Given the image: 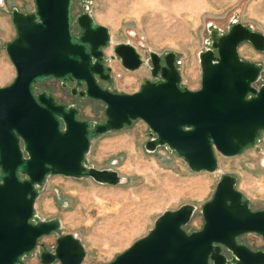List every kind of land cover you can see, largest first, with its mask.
Instances as JSON below:
<instances>
[{"label":"water","instance_id":"water-1","mask_svg":"<svg viewBox=\"0 0 264 264\" xmlns=\"http://www.w3.org/2000/svg\"><path fill=\"white\" fill-rule=\"evenodd\" d=\"M74 0H34L31 13L12 11L16 36L5 51L15 69L13 81L0 87V264H24L39 247L40 264H81L85 250L78 238L63 233L58 219L40 220L35 200L49 175L81 178L116 185L112 169L86 166L91 140L120 130L140 119L149 127L146 147L167 146L193 171L213 172L217 156L240 154L253 146L264 131V73L262 65L243 60L238 45L249 42L264 50V35L241 24L218 37L214 50L200 55V86L181 85L173 54L150 51L145 59L130 43L114 45L108 27L88 12L76 17ZM129 71L146 65L154 79L136 91L118 93L101 87L109 79L113 59ZM51 78L62 85L74 82L72 94L105 104L104 121L78 118V108L59 102L35 85ZM91 124V126H90ZM194 206L184 204L164 211L150 232L105 264H222L218 247L228 248L234 264H264V248L254 251L238 243L253 233L264 239V208L253 210L235 187V177L224 174L213 196L203 204V225L187 232ZM54 235L48 248L43 236Z\"/></svg>","mask_w":264,"mask_h":264},{"label":"rangeland","instance_id":"rangeland-1","mask_svg":"<svg viewBox=\"0 0 264 264\" xmlns=\"http://www.w3.org/2000/svg\"><path fill=\"white\" fill-rule=\"evenodd\" d=\"M34 9V0H0V87L15 77L5 51L6 43L16 36L12 11L31 13ZM83 12L108 27L110 42L103 49L106 58L119 43L132 44L145 59L150 51L160 56L173 54L181 85L190 89L200 86L201 53L215 51L213 42L234 24L264 35V0H74V33L79 31L76 17ZM237 50L241 59L264 69V50H256L249 42L240 43ZM109 65L110 81L103 85L114 92L130 93L146 79H154L146 65L129 71L116 58ZM263 81L264 73L258 84ZM35 89L46 90L57 101L76 106L79 119L104 121V103L67 95L57 79L38 83ZM149 139L148 125L137 119L91 140L86 166L115 170L120 176L116 185L99 183L89 176L49 175L39 190L34 204L36 215L40 220L58 219L63 233L80 240L85 250L81 264L112 261L146 236L164 211L184 204L195 208L184 229L188 233L199 230L203 225L201 208L212 198L224 174L235 177V187L248 199L251 209L264 208V131L253 146L240 154L225 157L217 153V169L213 172L191 170L167 146L148 149ZM240 240L254 248H264V239L257 234H243ZM41 241L50 249L55 236H43ZM38 255L39 247L30 257L22 258L24 264H40Z\"/></svg>","mask_w":264,"mask_h":264},{"label":"flooded vegetation","instance_id":"flooded-vegetation-1","mask_svg":"<svg viewBox=\"0 0 264 264\" xmlns=\"http://www.w3.org/2000/svg\"><path fill=\"white\" fill-rule=\"evenodd\" d=\"M106 65H109V63H106ZM110 74H111V72H110ZM96 79H97V82H98V84L101 86V87H103V88H105V86L103 85V83H105V82H107V81H109V79H99L98 78V76H96ZM74 86V82H69V83H67L65 86L64 85H62L61 84V90H66L67 91V95H70V96H72V97H81V98H88V97H85V96H81L80 94H79V90L77 91V93L76 94H72V87ZM88 99H91V98H88ZM63 102V101H62ZM79 116V115H78ZM79 118V117H78ZM91 123H92V121H90ZM90 126H91V124H90ZM240 238H241V236H239L238 237V240H237V242L238 243H243L244 244V241H242V240H240ZM247 246L250 248V249H252V250H254V251H257V250H260V249H263V248H254V247H252V246H249L248 244H247ZM218 251H219V254L221 255L222 254V256H223V259L221 260V262H222V264H234V262H233V260H234V255H233V253L228 249V248H226V247H224V246H219L218 247Z\"/></svg>","mask_w":264,"mask_h":264},{"label":"built area","instance_id":"built-area-1","mask_svg":"<svg viewBox=\"0 0 264 264\" xmlns=\"http://www.w3.org/2000/svg\"><path fill=\"white\" fill-rule=\"evenodd\" d=\"M260 78H261V76L259 77V79H258L257 82L255 83V86H256V87H259V86L263 83V82H260V83L258 84Z\"/></svg>","mask_w":264,"mask_h":264},{"label":"crops","instance_id":"crops-1","mask_svg":"<svg viewBox=\"0 0 264 264\" xmlns=\"http://www.w3.org/2000/svg\"><path fill=\"white\" fill-rule=\"evenodd\" d=\"M139 88V87H138ZM137 90V89H136Z\"/></svg>","mask_w":264,"mask_h":264}]
</instances>
